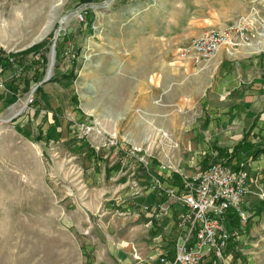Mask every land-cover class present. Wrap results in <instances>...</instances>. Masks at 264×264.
Instances as JSON below:
<instances>
[{
    "label": "rangeland",
    "instance_id": "374dc122",
    "mask_svg": "<svg viewBox=\"0 0 264 264\" xmlns=\"http://www.w3.org/2000/svg\"><path fill=\"white\" fill-rule=\"evenodd\" d=\"M228 1L0 0V57L10 62L48 41L13 58L11 69L0 64V264H126L115 259L121 251L127 264H146L152 226L136 230L151 215L143 207L156 204L134 199L132 183L146 190L157 175L180 187L179 172L203 170L185 144L194 114L180 93V51L238 11ZM261 1L246 14L258 35L247 46L264 50ZM40 7V28L51 26L40 41L32 25L8 32ZM53 45L52 77L41 84Z\"/></svg>",
    "mask_w": 264,
    "mask_h": 264
},
{
    "label": "crops",
    "instance_id": "0c3cea01",
    "mask_svg": "<svg viewBox=\"0 0 264 264\" xmlns=\"http://www.w3.org/2000/svg\"><path fill=\"white\" fill-rule=\"evenodd\" d=\"M261 2L229 0L230 5L239 6L238 11L226 13L217 27L210 28L228 26L239 17L246 16L251 10L249 6L255 7ZM182 65L187 76L180 79V93L192 103L186 112L193 111L194 114L185 136V144L194 152L191 161L206 169L215 157L234 170H239L242 165L249 177L243 207L252 218L246 227L232 224V237L224 262L207 259L202 264H264V50L256 44L233 51L221 48L201 69L190 61L184 60ZM246 137L243 148L238 153L234 152ZM179 174L184 175V172ZM146 190L143 196L134 199H143L144 202L152 199L156 205L162 202L149 188ZM180 210L179 205H173L161 220L155 218V224L152 214L145 215L148 219L145 224H138L136 235L144 231V225L152 226L148 229L150 243L141 252V262L155 264L159 253L166 254L167 259L174 258L177 213ZM157 230L166 237L172 235L173 243L156 236ZM113 240L116 245L118 239ZM124 243L131 244L126 240ZM120 250L123 249L117 247V252ZM115 259L126 264L130 262L126 251H121Z\"/></svg>",
    "mask_w": 264,
    "mask_h": 264
},
{
    "label": "built area",
    "instance_id": "2783aa9c",
    "mask_svg": "<svg viewBox=\"0 0 264 264\" xmlns=\"http://www.w3.org/2000/svg\"><path fill=\"white\" fill-rule=\"evenodd\" d=\"M255 32L252 16H242L224 28L202 31L180 51V57L201 69L221 48L233 51L253 42L258 36ZM181 176L180 188L168 185L157 175L151 176L149 189L162 200L154 207H143L152 214V220H161L174 204L181 207L177 213L174 258L170 260L166 254L159 253L155 264H202L207 259L224 262L232 237L227 220L229 213L238 216L242 227H246L252 218L243 207L248 193V174L242 165L239 170H234L214 157L206 169L190 177ZM132 190L134 198L145 192L137 179L133 180Z\"/></svg>",
    "mask_w": 264,
    "mask_h": 264
},
{
    "label": "trees",
    "instance_id": "16d2710c",
    "mask_svg": "<svg viewBox=\"0 0 264 264\" xmlns=\"http://www.w3.org/2000/svg\"><path fill=\"white\" fill-rule=\"evenodd\" d=\"M82 2L84 4H91V3L94 2V0H82ZM47 43H48V41H45L44 44H47ZM44 44L43 45H36V46L32 47L31 49L26 50V51H23V52L18 53V54H10L9 57L12 58V59L13 58L19 59L20 57L27 56V55H29V54H31L33 52L34 53H38L39 50H41L43 48ZM41 60H43V62H44L45 58L44 57H41ZM0 64L2 65V67H4L5 70L11 69V66H12V64L9 62L8 58L5 57V56L4 57H0ZM35 64H39V62L38 63H35ZM44 64H45V62H44ZM44 71H45V69L42 70L41 73L38 72L37 75L34 77V81L41 82L43 80L44 75H45ZM10 90H11L12 93H14V95H16V93L14 92V90H17V88L15 89L14 87H11ZM42 92H43L42 91V88L41 87H38L37 90L34 93V96L39 99L40 97L43 96L42 95ZM34 102H38V100L34 98ZM246 140H247V137L244 139V142L243 143H241L238 147H236L234 149V152H237L238 153L243 148V146L246 144ZM258 152H262V151H258ZM227 220H228V227H229V229L231 228L232 224L234 226H239V224H240L239 218H238V216L235 213H229ZM152 222L155 224L157 221H154V219H153Z\"/></svg>",
    "mask_w": 264,
    "mask_h": 264
},
{
    "label": "bare ground",
    "instance_id": "6f19581e",
    "mask_svg": "<svg viewBox=\"0 0 264 264\" xmlns=\"http://www.w3.org/2000/svg\"><path fill=\"white\" fill-rule=\"evenodd\" d=\"M37 4H39V3H37ZM32 16H33V18H30V20H29V18H27L28 20H24V21L22 20L24 22V24H22V26H20L21 21L14 19L15 21L13 23H11L6 29L13 36H16V35L26 34V29H28L32 25L35 29L33 35L34 36L37 35L35 37L34 41H40L50 31L51 26L47 25L44 28H40V26L43 24V22L45 20V13L43 12L42 7H40L39 10H37L36 13ZM54 63H55V60L53 58V55H51V64H50V68H49L50 74L53 73ZM14 109L15 108L12 109V112ZM20 111L21 110L14 112V114L17 115Z\"/></svg>",
    "mask_w": 264,
    "mask_h": 264
},
{
    "label": "water",
    "instance_id": "95a60500",
    "mask_svg": "<svg viewBox=\"0 0 264 264\" xmlns=\"http://www.w3.org/2000/svg\"><path fill=\"white\" fill-rule=\"evenodd\" d=\"M55 48H56V46L53 45L51 55H53L54 60H55V56H56V50H55ZM51 77H52V74H50V73H49V70H48V74H47L46 78L42 81L41 84H44V83H46L47 81H49V80L51 79Z\"/></svg>",
    "mask_w": 264,
    "mask_h": 264
}]
</instances>
